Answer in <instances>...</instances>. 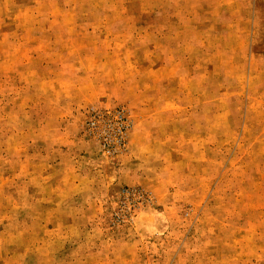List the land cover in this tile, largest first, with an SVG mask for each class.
I'll list each match as a JSON object with an SVG mask.
<instances>
[{
    "label": "rangeland",
    "instance_id": "rangeland-1",
    "mask_svg": "<svg viewBox=\"0 0 264 264\" xmlns=\"http://www.w3.org/2000/svg\"><path fill=\"white\" fill-rule=\"evenodd\" d=\"M0 264H264V0H0Z\"/></svg>",
    "mask_w": 264,
    "mask_h": 264
}]
</instances>
